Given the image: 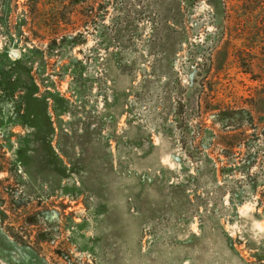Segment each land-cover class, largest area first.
<instances>
[{
    "label": "rangeland",
    "instance_id": "rangeland-1",
    "mask_svg": "<svg viewBox=\"0 0 264 264\" xmlns=\"http://www.w3.org/2000/svg\"><path fill=\"white\" fill-rule=\"evenodd\" d=\"M4 70L0 264H264V0H0Z\"/></svg>",
    "mask_w": 264,
    "mask_h": 264
},
{
    "label": "trees",
    "instance_id": "trees-1",
    "mask_svg": "<svg viewBox=\"0 0 264 264\" xmlns=\"http://www.w3.org/2000/svg\"><path fill=\"white\" fill-rule=\"evenodd\" d=\"M4 70V74H5V93L3 96H1L0 98H2V103H4V99L10 100V103H5L7 105V107L11 110H13V115L16 116V121H19L18 123L21 122H25L22 121L23 118L26 119L27 117H29V119H32L33 116V112L34 108H33V103L30 102V100L32 99V96L34 94L33 90H32V86L29 82H23V80H21V78H17V80H12L10 75H7L8 73ZM17 85H20L21 87H23L24 90V94H22L18 99L14 98L13 96V92L16 88ZM33 100V99H32ZM44 102V100L42 99H37V102ZM5 104H3V106H6ZM24 106V108L26 110H28L29 114H24L22 113V107ZM33 119H38L39 118H35V116L33 117Z\"/></svg>",
    "mask_w": 264,
    "mask_h": 264
},
{
    "label": "water",
    "instance_id": "water-1",
    "mask_svg": "<svg viewBox=\"0 0 264 264\" xmlns=\"http://www.w3.org/2000/svg\"><path fill=\"white\" fill-rule=\"evenodd\" d=\"M14 54L18 56V54H17V53H14Z\"/></svg>",
    "mask_w": 264,
    "mask_h": 264
},
{
    "label": "flooded vegetation",
    "instance_id": "flooded-vegetation-1",
    "mask_svg": "<svg viewBox=\"0 0 264 264\" xmlns=\"http://www.w3.org/2000/svg\"><path fill=\"white\" fill-rule=\"evenodd\" d=\"M3 96V95H2ZM1 100H2V98H0ZM0 103H2V102H0Z\"/></svg>",
    "mask_w": 264,
    "mask_h": 264
}]
</instances>
